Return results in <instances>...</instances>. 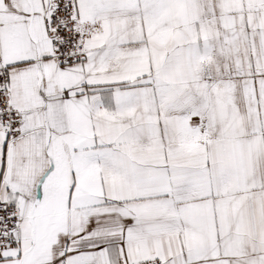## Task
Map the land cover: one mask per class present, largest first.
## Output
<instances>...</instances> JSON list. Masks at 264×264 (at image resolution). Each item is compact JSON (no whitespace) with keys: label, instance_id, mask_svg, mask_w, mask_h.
<instances>
[{"label":"snow or ice","instance_id":"snow-or-ice-1","mask_svg":"<svg viewBox=\"0 0 264 264\" xmlns=\"http://www.w3.org/2000/svg\"><path fill=\"white\" fill-rule=\"evenodd\" d=\"M0 264H264V0H0Z\"/></svg>","mask_w":264,"mask_h":264}]
</instances>
